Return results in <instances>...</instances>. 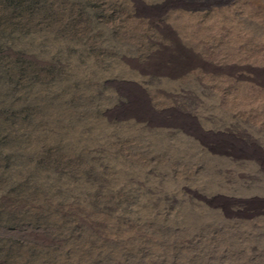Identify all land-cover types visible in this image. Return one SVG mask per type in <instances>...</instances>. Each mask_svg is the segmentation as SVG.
Listing matches in <instances>:
<instances>
[{
    "label": "rangeland",
    "instance_id": "1",
    "mask_svg": "<svg viewBox=\"0 0 264 264\" xmlns=\"http://www.w3.org/2000/svg\"><path fill=\"white\" fill-rule=\"evenodd\" d=\"M264 0H0V264H264Z\"/></svg>",
    "mask_w": 264,
    "mask_h": 264
},
{
    "label": "bare ground",
    "instance_id": "2",
    "mask_svg": "<svg viewBox=\"0 0 264 264\" xmlns=\"http://www.w3.org/2000/svg\"><path fill=\"white\" fill-rule=\"evenodd\" d=\"M251 1H256V2H260V0H251ZM261 172H264V165L262 164V166H260Z\"/></svg>",
    "mask_w": 264,
    "mask_h": 264
}]
</instances>
